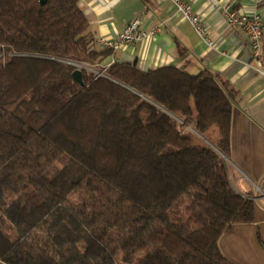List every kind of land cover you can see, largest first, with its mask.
Segmentation results:
<instances>
[{
	"label": "trees",
	"instance_id": "1",
	"mask_svg": "<svg viewBox=\"0 0 264 264\" xmlns=\"http://www.w3.org/2000/svg\"><path fill=\"white\" fill-rule=\"evenodd\" d=\"M88 25L79 0H0V264L133 263L147 249L139 264H234L220 239L255 202L225 159L233 90L208 70L78 68L112 54Z\"/></svg>",
	"mask_w": 264,
	"mask_h": 264
},
{
	"label": "crops",
	"instance_id": "2",
	"mask_svg": "<svg viewBox=\"0 0 264 264\" xmlns=\"http://www.w3.org/2000/svg\"><path fill=\"white\" fill-rule=\"evenodd\" d=\"M185 1L204 21L208 43L169 0H79V7L94 49L112 51L98 70L114 63L144 72L175 67L196 75L208 70L233 90L231 148L225 159L235 189L254 200L255 218L233 225L219 244L234 264H264V79L254 69L246 33L226 22L231 8L257 15L264 24V0ZM135 20L142 30L158 29L156 37L117 49L99 44L100 39L114 42Z\"/></svg>",
	"mask_w": 264,
	"mask_h": 264
},
{
	"label": "built area",
	"instance_id": "3",
	"mask_svg": "<svg viewBox=\"0 0 264 264\" xmlns=\"http://www.w3.org/2000/svg\"><path fill=\"white\" fill-rule=\"evenodd\" d=\"M179 13L190 23L198 36L205 42L208 43L207 30L204 21L199 15H197L193 7L188 4L185 0H169ZM226 22L228 26L240 27L244 30L247 35L248 42L247 47L251 52L252 59L256 63L254 67L255 71L264 79V52L262 48V39L264 24L261 18L257 15H250L246 12L227 8L226 10ZM158 29L151 31L142 30L139 27L138 20H135L129 24L125 30L118 36V38L111 42L106 39H100L99 44L108 49H117L125 45H134L140 43L149 38H155ZM78 68H83L88 71L94 72L97 75L105 74L106 66L102 71L95 70L93 66L77 65Z\"/></svg>",
	"mask_w": 264,
	"mask_h": 264
},
{
	"label": "rangeland",
	"instance_id": "4",
	"mask_svg": "<svg viewBox=\"0 0 264 264\" xmlns=\"http://www.w3.org/2000/svg\"><path fill=\"white\" fill-rule=\"evenodd\" d=\"M95 70H98V66H93ZM189 131H192L191 128H188ZM200 139L204 140L203 137L199 136ZM207 139L216 144V141L218 140V131L217 128H213L210 133L207 135ZM208 142V141H207ZM206 143V142H205ZM192 194V193H191ZM78 197L76 195L71 196V200L75 201ZM191 204V196H185L181 199L177 207H175L171 213L176 218L175 221H182L186 222L190 218V212H189V206ZM151 249H147L143 252H141L136 260L133 263H124L122 261H118L117 264H139L148 254H150Z\"/></svg>",
	"mask_w": 264,
	"mask_h": 264
},
{
	"label": "water",
	"instance_id": "5",
	"mask_svg": "<svg viewBox=\"0 0 264 264\" xmlns=\"http://www.w3.org/2000/svg\"><path fill=\"white\" fill-rule=\"evenodd\" d=\"M42 3H44V2H42ZM73 78H74V80L77 82V83H79V84H83V80H82V72L80 71V70H76L74 73H73ZM174 117V116H173ZM177 121H179L176 117H174ZM205 142L207 143V144H209L210 146H212L209 142H207L206 140H205ZM213 147V146H212ZM215 150L216 151H218L216 148H215ZM219 152V151H218Z\"/></svg>",
	"mask_w": 264,
	"mask_h": 264
}]
</instances>
